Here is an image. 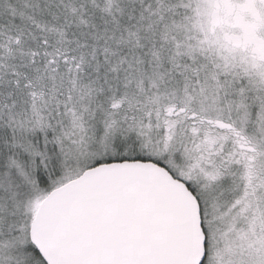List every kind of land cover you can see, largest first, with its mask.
<instances>
[{
  "label": "snow or ice",
  "instance_id": "snow-or-ice-1",
  "mask_svg": "<svg viewBox=\"0 0 264 264\" xmlns=\"http://www.w3.org/2000/svg\"><path fill=\"white\" fill-rule=\"evenodd\" d=\"M0 264H264V0H0Z\"/></svg>",
  "mask_w": 264,
  "mask_h": 264
}]
</instances>
